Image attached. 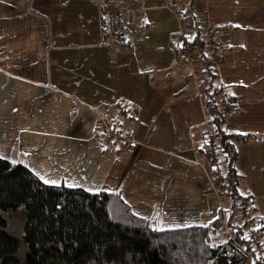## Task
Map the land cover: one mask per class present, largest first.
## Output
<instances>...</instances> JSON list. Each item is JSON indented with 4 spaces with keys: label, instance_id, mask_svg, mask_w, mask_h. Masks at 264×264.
Returning a JSON list of instances; mask_svg holds the SVG:
<instances>
[{
    "label": "crops",
    "instance_id": "0c3cea01",
    "mask_svg": "<svg viewBox=\"0 0 264 264\" xmlns=\"http://www.w3.org/2000/svg\"><path fill=\"white\" fill-rule=\"evenodd\" d=\"M114 1L0 0L1 160L48 186L120 190L158 231L207 226L231 199L215 196L222 177L199 152L207 118L176 39L188 0ZM106 2L137 12L113 48L102 46ZM193 11L217 31V85L235 99L225 129L259 138L236 144L235 170L264 220V0H197Z\"/></svg>",
    "mask_w": 264,
    "mask_h": 264
},
{
    "label": "trees",
    "instance_id": "16d2710c",
    "mask_svg": "<svg viewBox=\"0 0 264 264\" xmlns=\"http://www.w3.org/2000/svg\"><path fill=\"white\" fill-rule=\"evenodd\" d=\"M196 1L188 0L178 18L193 37L185 44L199 54V96L209 128L199 152L211 164L212 175L222 177L223 195L231 199L226 216L207 226L158 231L150 220L133 214L120 190L89 194L48 186L26 166L0 159V264H264V220L237 193L235 170L236 144L259 138L225 129L235 99L225 97L217 85L215 66L201 44ZM230 178L233 183L224 184ZM243 200L251 206L250 220L258 219L254 231L238 222Z\"/></svg>",
    "mask_w": 264,
    "mask_h": 264
},
{
    "label": "built area",
    "instance_id": "2783aa9c",
    "mask_svg": "<svg viewBox=\"0 0 264 264\" xmlns=\"http://www.w3.org/2000/svg\"><path fill=\"white\" fill-rule=\"evenodd\" d=\"M165 6L167 9L172 10L174 7L173 0H166ZM99 14L104 22L102 46L107 48H113L117 44L123 42V25H133L137 22V14L135 11L130 9L122 10L115 4H103L99 8ZM202 32V44L203 47L207 50L208 61L214 66H217L220 62L218 56L219 47L217 41V31L211 27H205L203 28ZM192 38V35L186 34L183 31H180L176 35L177 43L180 47V52L183 55L184 65L188 66L191 69L193 68L194 63L199 60V54L196 50V47L185 44L187 40H192ZM103 129L104 132L111 137H116V135L111 132L108 126L104 125ZM127 142H129V138H127ZM210 160L212 161L214 160V158H211ZM213 187L215 196L219 198L224 192L221 178L217 179ZM250 208L251 206L245 201H241L238 203V209L240 212L238 222L241 224H246L247 230L254 228L258 224V219L250 220L248 216Z\"/></svg>",
    "mask_w": 264,
    "mask_h": 264
},
{
    "label": "rangeland",
    "instance_id": "374dc122",
    "mask_svg": "<svg viewBox=\"0 0 264 264\" xmlns=\"http://www.w3.org/2000/svg\"><path fill=\"white\" fill-rule=\"evenodd\" d=\"M184 1V0H183ZM113 2H118V1H114L113 0ZM106 3H108V2H106ZM106 3H104V4H106ZM186 3H187V7H188V2H185V5H186ZM109 4V3H108ZM111 4V3H110ZM112 4H114V3H112ZM103 5V4H102ZM184 5V6H185ZM123 10V9H122ZM134 11V10H133ZM136 12V11H135ZM136 14H137V12H136ZM199 61V60H198ZM186 66V65H185ZM188 69H189V77H190V79H191V81H192V84L194 85V87H196V88H198V84H199V74H198V72L200 71V65H199V62H195L194 63V66H193V68L191 69V68H189L188 66H186ZM216 160H217V158H216ZM215 161V160H214Z\"/></svg>",
    "mask_w": 264,
    "mask_h": 264
},
{
    "label": "bare ground",
    "instance_id": "6f19581e",
    "mask_svg": "<svg viewBox=\"0 0 264 264\" xmlns=\"http://www.w3.org/2000/svg\"><path fill=\"white\" fill-rule=\"evenodd\" d=\"M108 3H109V2H108ZM111 4H112V3H111ZM101 6H102V5H101ZM201 39H202V38H201ZM199 43H200V41H199ZM201 44H202V42H201ZM202 45H203V44H202ZM197 46H198V45H197ZM203 49H204V47H203ZM206 52H207V51H206ZM199 60H200V59H199ZM198 62H199V61H198ZM221 108H222V107H221ZM219 109H220V108H219ZM213 133H214V132H213ZM213 136H214V134H213ZM215 140H216V139H215ZM216 141H217V140H216ZM213 142H214V141H213ZM214 145H215V144H214ZM219 145H220V144H219ZM210 147H211V146H210ZM208 148H209V146H208ZM213 149H214V148H212V150H213ZM215 149H216V148H215ZM215 149H214V150H215ZM217 149H220V148H217ZM218 156H219V155H218ZM222 157H223V159H224V156H223V155H222ZM221 159H222V158H221ZM223 159H222V160H223ZM224 160H225V159H224ZM224 160H223V161H224ZM213 162H216V161H213ZM213 165H214V164H213ZM222 165H223V164H222ZM218 166H220V165H218ZM218 166H216V167H218ZM213 167H214V166H213ZM219 168H220V167H219ZM216 171H217V170H216ZM221 180H222V178H221ZM226 187H227V186H226ZM223 188H224V186H223ZM224 190H225V188H224ZM213 194H214V193H213ZM241 199H242V198H241ZM243 201H244V200H243ZM247 201H248V200H247ZM249 205H250V204H249ZM238 211H239V209H238ZM239 213H240V212H239ZM239 213H238V214H239ZM248 213H249V212H248ZM250 213H252V212L250 211ZM250 213H249V214H250ZM248 216H249V215H248ZM244 225H245V224H244ZM241 226H243V224H242ZM253 229H254V228H252V230H253ZM253 231H254V230H253ZM253 231H252V232H253ZM249 232H250V231H249ZM261 251H262V250H261Z\"/></svg>",
    "mask_w": 264,
    "mask_h": 264
},
{
    "label": "snow or ice",
    "instance_id": "6c2138e0",
    "mask_svg": "<svg viewBox=\"0 0 264 264\" xmlns=\"http://www.w3.org/2000/svg\"><path fill=\"white\" fill-rule=\"evenodd\" d=\"M0 159H4V157H0ZM9 163H11L12 164V166L13 167H15L16 166V162L15 161H9ZM44 183H49V181H44ZM52 183V185H54V186H58V185H55V182H51ZM245 239H247L246 237H245Z\"/></svg>",
    "mask_w": 264,
    "mask_h": 264
}]
</instances>
